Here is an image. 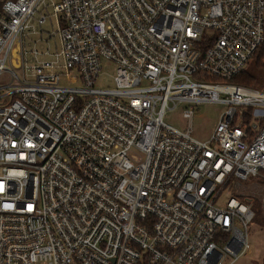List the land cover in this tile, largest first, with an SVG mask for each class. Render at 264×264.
<instances>
[{
    "label": "built area",
    "instance_id": "built-area-1",
    "mask_svg": "<svg viewBox=\"0 0 264 264\" xmlns=\"http://www.w3.org/2000/svg\"><path fill=\"white\" fill-rule=\"evenodd\" d=\"M263 45L264 0H3L0 264L246 257L254 213L227 184L264 177V90L227 80ZM212 101L207 140L163 121Z\"/></svg>",
    "mask_w": 264,
    "mask_h": 264
},
{
    "label": "rangeland",
    "instance_id": "rangeland-1",
    "mask_svg": "<svg viewBox=\"0 0 264 264\" xmlns=\"http://www.w3.org/2000/svg\"><path fill=\"white\" fill-rule=\"evenodd\" d=\"M57 2L58 0H53ZM52 10V6L49 7V11ZM46 12V10L44 11ZM35 28L38 30L35 34H31L34 38L39 36V26L32 21ZM45 31L52 32L55 31L56 26L55 22L50 24L49 22L45 23L41 27ZM42 41H38L36 46L39 50H44L47 47L53 49L54 44L51 42L41 43ZM30 44V42H28ZM249 64L246 66L249 69V72L255 76V81L251 82L249 85L255 88H262L264 90V71H259L254 68L253 63L249 60ZM115 63L109 61H102L101 69L96 78V84L99 87L113 86V77L115 74ZM62 84L67 85H75L64 78H61ZM242 85V84H241ZM187 106V104H178L173 109H167L164 116L163 121L171 125L179 130H185L188 125L191 127V135L197 140H207L209 139L211 133L213 132L221 114L229 107V104L223 102H199L195 105V110L190 119H187L183 116V108ZM234 183L231 182L229 186H232ZM230 188V187H229ZM222 200H226L230 195L229 191L223 192ZM235 193L239 195H245L249 197L250 204L257 201L259 207L261 209V213H264V177L262 178H251L249 180H245L241 184L235 188ZM247 242L250 247L252 246H260L264 250V223L262 217H254L247 226ZM257 251L256 248H250L248 253H255ZM264 254V253H263ZM262 254V255H263ZM255 259H250L248 257H238L233 260L230 256H225L222 258L220 264H253ZM262 262V261H260Z\"/></svg>",
    "mask_w": 264,
    "mask_h": 264
},
{
    "label": "trees",
    "instance_id": "trees-1",
    "mask_svg": "<svg viewBox=\"0 0 264 264\" xmlns=\"http://www.w3.org/2000/svg\"><path fill=\"white\" fill-rule=\"evenodd\" d=\"M3 0H0V4ZM251 62L253 63L254 68L258 69L259 71H264V45L261 46L260 48L257 49V51L254 53L253 57L251 58ZM250 62H248L249 64ZM247 64V65H248ZM255 76L253 74H251L249 72V69H247L246 67L240 71L239 73H237L235 76L231 77L230 79L227 80L228 83L230 84H235V85H241V86H245V87H249V88H255V87H251V86H246L249 85L251 82L255 81ZM256 89H262V88H256ZM263 176L258 175L255 177H250L247 180L251 179V178H262ZM246 180V181H247ZM245 180H238L235 179L234 183L232 186H229L231 184V182H229L227 184V186L230 187L231 189V194L237 196L238 198L248 202L250 204V198L245 196V195H239L238 193H235V188L238 186V184H241L242 182H244ZM253 213H254V217H262L263 223H264V213H261V209L259 207V204L257 203L256 200H254V202H251L250 204Z\"/></svg>",
    "mask_w": 264,
    "mask_h": 264
},
{
    "label": "crops",
    "instance_id": "crops-1",
    "mask_svg": "<svg viewBox=\"0 0 264 264\" xmlns=\"http://www.w3.org/2000/svg\"><path fill=\"white\" fill-rule=\"evenodd\" d=\"M250 248H256L257 251L255 253H248ZM248 249V251L246 252V257H251V256H257L260 257L262 255V253L264 252V250L262 249V247L260 246H252Z\"/></svg>",
    "mask_w": 264,
    "mask_h": 264
},
{
    "label": "flooded vegetation",
    "instance_id": "flooded-vegetation-1",
    "mask_svg": "<svg viewBox=\"0 0 264 264\" xmlns=\"http://www.w3.org/2000/svg\"><path fill=\"white\" fill-rule=\"evenodd\" d=\"M264 253V252H263ZM262 253V254H263ZM250 259H255V261H253V264H264V254L261 255L260 257H257V256H251V257H248ZM262 261V262H260Z\"/></svg>",
    "mask_w": 264,
    "mask_h": 264
}]
</instances>
